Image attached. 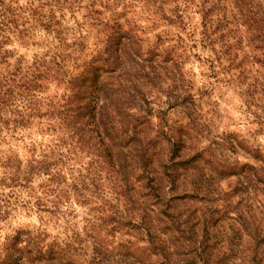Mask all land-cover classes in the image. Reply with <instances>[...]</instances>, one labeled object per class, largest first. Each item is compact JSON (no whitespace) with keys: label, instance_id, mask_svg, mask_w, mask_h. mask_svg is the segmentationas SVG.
<instances>
[{"label":"clouds","instance_id":"clouds-1","mask_svg":"<svg viewBox=\"0 0 264 264\" xmlns=\"http://www.w3.org/2000/svg\"><path fill=\"white\" fill-rule=\"evenodd\" d=\"M0 264H264V0H0Z\"/></svg>","mask_w":264,"mask_h":264}]
</instances>
